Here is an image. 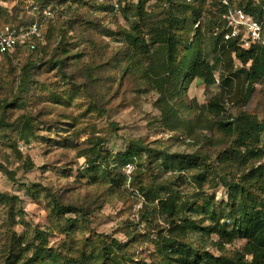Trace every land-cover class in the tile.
Segmentation results:
<instances>
[{"label":"rangeland","instance_id":"obj_1","mask_svg":"<svg viewBox=\"0 0 264 264\" xmlns=\"http://www.w3.org/2000/svg\"><path fill=\"white\" fill-rule=\"evenodd\" d=\"M51 1L52 6L61 3L54 7V18L31 16L32 6L52 10ZM58 1L0 0V31L38 21L48 36L46 54L23 51L0 58V194L12 198L0 203V264H22L8 260L20 253L22 239V249L30 246L27 255L31 257V243L42 242L36 239L39 231L62 258H72L83 243L91 241L80 228L66 235L53 224L54 199L75 207L79 215L85 212L82 218L78 214L68 218L77 223L87 220L95 233L125 245L121 253L129 264L159 263V230L148 224V205L140 187H165L162 196L172 194L168 188L180 197L197 193L194 178L198 171L188 165L207 155V164L218 168L217 151L209 147L210 140L227 145L243 140L241 133L225 138L215 122L233 121L246 112L264 123V79L254 84L245 100L252 62L243 66L234 47L215 34L217 28L222 31L223 22L219 7L210 2L188 6L151 0L141 10L140 0ZM232 2L256 18L264 15V0ZM40 11L35 13L40 16ZM170 40L176 44L175 61L200 55L214 65L216 82L206 85L199 78L190 81L167 75L166 43ZM260 53L259 59L264 60ZM164 76L162 92L159 79ZM226 88L230 90L223 93ZM222 93L226 110L206 112ZM165 116L172 121L166 123ZM25 119L32 121L31 130L24 126ZM262 141L264 145V134ZM138 143L146 150L132 162L128 174L117 156ZM96 151H101V158ZM163 153L179 154L188 163L172 167ZM109 169L116 179L126 175L127 184L115 186L107 177L96 179ZM212 185L205 183L204 192L227 205V189ZM118 191L120 195H115ZM253 191L260 193L258 186ZM197 204L203 205L202 200ZM192 219L203 228L210 226L204 215L195 214ZM158 225L169 227L162 220ZM200 232L195 238L206 235ZM208 236L204 237L206 251L216 256L248 253L244 239H234L221 251L211 244L220 241L218 236Z\"/></svg>","mask_w":264,"mask_h":264},{"label":"trees","instance_id":"obj_2","mask_svg":"<svg viewBox=\"0 0 264 264\" xmlns=\"http://www.w3.org/2000/svg\"><path fill=\"white\" fill-rule=\"evenodd\" d=\"M150 1L151 0H140V9L143 10L146 4ZM166 1H176L186 4L180 0ZM223 1L224 0H210V5H216V7H219V11L221 12L219 17L221 18V21H223L222 15L228 13L230 6L236 5L232 2L233 0H226L229 5L224 4ZM208 2L209 0H195L193 3L186 5L191 6L199 3L204 6ZM57 3L59 4H53L52 6L51 1L48 4L52 6V11L54 12L57 7L61 6L59 1ZM54 7L56 8L55 10ZM38 10H41L40 16L33 12L32 8L29 10L31 11V16L36 20L43 16V12L46 9L43 10V8H39ZM200 14L201 11L196 14L197 18L195 24L198 22ZM258 19L264 23V15ZM48 21L52 22L54 20L50 19ZM220 22L218 25H220ZM35 23L36 21L26 27H30ZM220 34L221 40H223V33ZM134 40L137 42V39ZM226 44H231L230 46L232 48L234 47L237 58L243 63V66L252 62L247 73L249 84L244 96V99L248 101L254 84L264 79V60H260L259 54H257L258 52H261L260 54L263 55L264 48L254 47L245 51L238 47L237 41H231ZM166 45L168 51V66L165 72L167 75L173 74V76H177L178 79L184 77L190 81L199 78L204 80L206 85H213L216 82L214 77V65H210L205 58H202L199 55L197 59L181 58L178 59L177 62L175 61V56H173L177 50L176 44L170 40ZM47 49L48 36L45 35V42L38 43L35 50L30 52L23 48H19L12 54L4 55L3 58H9L15 54L23 53V51L32 54L42 52L46 54ZM166 80V76L159 79V90L162 92L165 91L163 86ZM227 83L228 81L225 82V84ZM225 90L226 91H223V93H228L227 91L230 89L226 88ZM223 93L220 95V98L216 97L210 102V105L206 107V112H209V114H216L223 113L226 110L223 102ZM176 113H178L177 109ZM174 115L175 113H173V117H175ZM165 117L166 119L164 120L166 123L170 122V119L171 121L173 119L169 118V116ZM216 123L219 126V129L224 132L226 136L225 138L230 137L232 139L234 135L241 133L243 135V140L238 143L235 141V143L227 145L226 143H212L209 139V147L217 151V157L215 160L220 168L208 165L206 162L207 155H204V158H201L200 156L198 158L196 157L197 163L194 165H188L190 168L195 166L198 171V174L195 175L194 178L195 183L199 186L197 193H194L192 197H180L177 193L178 191L168 188L167 190L171 191L172 194L165 193V195L162 196L161 194L165 188L162 186L158 188V185H155V189H145L142 186L139 189L148 205V224H154L155 228L159 230L157 241L158 246L156 250L159 263L156 262L154 264H264V162L262 163L264 160V145H262L264 123L257 121L255 117L246 112L241 113L240 117L233 121L223 119L215 122V124ZM23 124L30 130L33 127L30 119H25ZM98 149L99 148H97V150ZM145 150L146 149H143L141 144L138 143L135 147L130 148L127 153L121 154L120 156L118 155V162L122 163L123 166H126L134 160L141 158V155ZM96 153L97 158L102 157L101 151H96ZM163 155L168 157L169 164L172 167L176 164L182 165L188 163V161L179 154L174 156L169 153H163ZM154 157L158 156L154 155ZM221 170L223 173L225 171L224 175L219 174ZM113 176V169H109L106 170L105 174L96 177V179H101V177L102 179H105L107 177L112 183H116L115 186L120 184L125 186L127 184L126 175L117 176V179ZM207 182L212 183L213 188L223 186L227 189L229 194L227 205L224 203H217L214 196L208 195L204 192V184ZM255 186H258L260 193H254L253 188ZM110 189H113V185H111ZM115 195H120V191L116 192ZM108 197L112 196L107 195L106 198ZM96 198L97 202L100 203L98 197ZM11 199L12 198L8 195L0 194V203L4 202L7 204ZM199 199L202 200L203 205H199L198 207L197 203ZM15 200L18 199L16 198ZM157 201L158 204L155 206ZM54 202V208L51 213L53 224L58 227L61 226L60 228H62L66 235L71 234L73 229L77 230L80 228L83 235L88 233L92 238V242L89 241L91 244H89V242L83 243L82 247L77 251L78 255L75 254L72 258H62L61 256H58L53 249L48 247L46 239L39 231V235L36 239H40L42 242L38 244L31 243L33 244L32 256L28 257L27 255L31 250L30 246L22 249V244L25 242V239H22L19 241L21 247L20 253L15 255L12 254V256L8 258L9 261L15 260V262H22V264H129V261L126 258L127 256L121 253L122 250L125 249V245L109 236L95 233L96 231L90 227L87 220L83 223H77L71 218H68L67 216L70 214H78V209L75 207L64 205L57 199H54ZM109 202L112 203V201ZM195 205L197 207H194ZM151 207H153V209L150 211ZM217 207H221L219 211L216 209ZM225 210L227 213H225ZM187 212L190 213V217ZM84 214L85 212H81V214L78 215L81 217V215ZM195 214L196 216L199 214L206 216L207 220L210 222V226L206 228H203V225L200 226L199 223L192 219ZM183 215L186 216L185 219L181 218ZM12 217L14 216L12 215ZM159 220L168 224L169 227L167 229L160 228L158 225L160 222ZM84 223L88 226H84ZM230 225L233 226L232 231L229 230ZM201 230H203L206 235H209L208 237L212 234L218 236L220 241L218 243L212 242L211 244L220 247L221 251L224 250V245L232 244L234 239H244L247 241V247H249L248 253H236L232 257L223 254L221 256H216L210 251H206L208 246V241L204 239L206 235H203L201 238H195V234L201 233ZM247 258H251L252 261L249 262Z\"/></svg>","mask_w":264,"mask_h":264},{"label":"built area","instance_id":"obj_3","mask_svg":"<svg viewBox=\"0 0 264 264\" xmlns=\"http://www.w3.org/2000/svg\"><path fill=\"white\" fill-rule=\"evenodd\" d=\"M183 3L191 4L195 0H180ZM210 2V0H209ZM224 4L229 3L224 0ZM37 7L32 6V11L36 12ZM56 13L50 9L43 12V16L54 18ZM222 31L219 28L215 30V34L223 33V42L228 43L237 41L238 47L248 51L254 47L264 48V23L258 18L250 15V13L242 10L238 5L230 6L227 14L222 15ZM221 35V34H220ZM45 42V34L41 24L36 22L30 27L20 29L7 28L0 31V58L6 54H12L19 48L27 51L36 49L38 43ZM133 170L132 163L125 166L126 173Z\"/></svg>","mask_w":264,"mask_h":264}]
</instances>
